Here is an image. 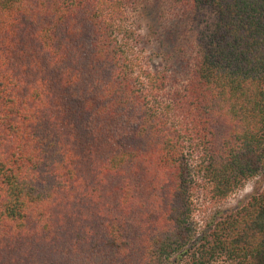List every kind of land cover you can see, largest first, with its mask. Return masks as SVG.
<instances>
[{
  "label": "trees",
  "instance_id": "trees-1",
  "mask_svg": "<svg viewBox=\"0 0 264 264\" xmlns=\"http://www.w3.org/2000/svg\"><path fill=\"white\" fill-rule=\"evenodd\" d=\"M175 1L215 21L166 99L126 0H0V264H264V188L193 198L264 171V0Z\"/></svg>",
  "mask_w": 264,
  "mask_h": 264
},
{
  "label": "rangeland",
  "instance_id": "rangeland-1",
  "mask_svg": "<svg viewBox=\"0 0 264 264\" xmlns=\"http://www.w3.org/2000/svg\"><path fill=\"white\" fill-rule=\"evenodd\" d=\"M126 26L135 33L134 50L141 62L166 74L165 98L182 92L193 71L198 51L212 30L215 16L209 8L175 0H126ZM195 163V162H194ZM264 188V171L225 199H213L209 189L194 193V219L201 228L214 218L244 204ZM45 263H51L46 257Z\"/></svg>",
  "mask_w": 264,
  "mask_h": 264
}]
</instances>
